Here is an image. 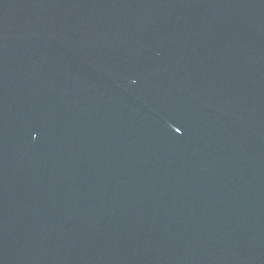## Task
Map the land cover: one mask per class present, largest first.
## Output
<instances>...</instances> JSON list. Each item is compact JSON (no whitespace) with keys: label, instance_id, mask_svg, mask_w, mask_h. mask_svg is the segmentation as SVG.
I'll list each match as a JSON object with an SVG mask.
<instances>
[{"label":"water","instance_id":"95a60500","mask_svg":"<svg viewBox=\"0 0 264 264\" xmlns=\"http://www.w3.org/2000/svg\"><path fill=\"white\" fill-rule=\"evenodd\" d=\"M0 264H264V0H0Z\"/></svg>","mask_w":264,"mask_h":264}]
</instances>
